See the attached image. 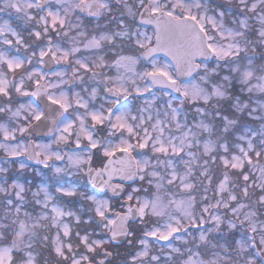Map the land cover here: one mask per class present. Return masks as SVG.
<instances>
[{"label":"snow or ice","instance_id":"1","mask_svg":"<svg viewBox=\"0 0 264 264\" xmlns=\"http://www.w3.org/2000/svg\"><path fill=\"white\" fill-rule=\"evenodd\" d=\"M0 264H264V0H0Z\"/></svg>","mask_w":264,"mask_h":264},{"label":"flooded vegetation","instance_id":"2","mask_svg":"<svg viewBox=\"0 0 264 264\" xmlns=\"http://www.w3.org/2000/svg\"><path fill=\"white\" fill-rule=\"evenodd\" d=\"M39 180V178H37V181Z\"/></svg>","mask_w":264,"mask_h":264}]
</instances>
